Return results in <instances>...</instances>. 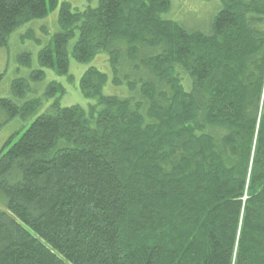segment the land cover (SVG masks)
Returning <instances> with one entry per match:
<instances>
[{
    "label": "trees",
    "instance_id": "obj_1",
    "mask_svg": "<svg viewBox=\"0 0 264 264\" xmlns=\"http://www.w3.org/2000/svg\"><path fill=\"white\" fill-rule=\"evenodd\" d=\"M56 1L0 0V45ZM219 5L201 31L165 19L170 0L61 4L40 67L71 82L70 57L104 54L128 96L103 95L89 67L79 91L94 104L55 100L6 142L0 264H264V0ZM64 93L0 99V130Z\"/></svg>",
    "mask_w": 264,
    "mask_h": 264
},
{
    "label": "rangeland",
    "instance_id": "obj_2",
    "mask_svg": "<svg viewBox=\"0 0 264 264\" xmlns=\"http://www.w3.org/2000/svg\"><path fill=\"white\" fill-rule=\"evenodd\" d=\"M170 10L163 15L165 19H170L180 23L188 29H197L206 31L218 12L220 5L219 0H170ZM68 3L73 9H83L90 5L96 7L98 0H57L56 7L49 11L43 19L32 20L23 26L14 30L7 38L6 45H0V99L9 98L21 106L24 102L32 98H43L45 89L50 83H58L63 86L65 93L56 95L55 98L48 102L42 100V106L32 116L27 119L17 117L6 124L0 130V152L5 151L6 142L12 137L10 143H14L21 133L30 126L33 120L46 111L49 104L58 100L60 107L79 106L86 109L89 105L95 103L94 100H88L82 97L79 91V80L83 73L89 67H95L100 72L108 76L102 94L105 96H128L125 87H115L111 83V71L106 55H97L87 64H78L73 58L69 59V74L73 80L68 81L67 77L57 76L50 69H42L39 65L38 54L46 46L52 44L53 36L59 31L58 14L61 4ZM73 41L69 44L71 49ZM28 54L30 58L29 65L20 62L22 55ZM42 70L44 79L35 82L31 79L34 72ZM17 79L26 80L29 90L23 98L14 96L12 92V83ZM18 132V134H16ZM4 200V205L0 204L1 209H5L6 199L0 193Z\"/></svg>",
    "mask_w": 264,
    "mask_h": 264
}]
</instances>
